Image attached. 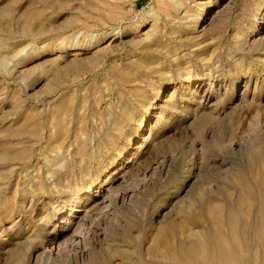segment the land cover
<instances>
[{
    "label": "rangeland",
    "instance_id": "rangeland-1",
    "mask_svg": "<svg viewBox=\"0 0 264 264\" xmlns=\"http://www.w3.org/2000/svg\"><path fill=\"white\" fill-rule=\"evenodd\" d=\"M0 264H264V0H0Z\"/></svg>",
    "mask_w": 264,
    "mask_h": 264
},
{
    "label": "bare ground",
    "instance_id": "bare-ground-1",
    "mask_svg": "<svg viewBox=\"0 0 264 264\" xmlns=\"http://www.w3.org/2000/svg\"><path fill=\"white\" fill-rule=\"evenodd\" d=\"M204 241V240H203Z\"/></svg>",
    "mask_w": 264,
    "mask_h": 264
}]
</instances>
